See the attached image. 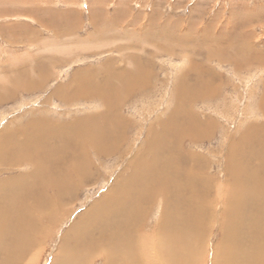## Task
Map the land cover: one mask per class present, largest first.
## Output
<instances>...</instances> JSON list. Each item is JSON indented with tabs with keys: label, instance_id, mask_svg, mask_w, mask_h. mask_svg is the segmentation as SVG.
<instances>
[{
	"label": "rangeland",
	"instance_id": "rangeland-1",
	"mask_svg": "<svg viewBox=\"0 0 264 264\" xmlns=\"http://www.w3.org/2000/svg\"><path fill=\"white\" fill-rule=\"evenodd\" d=\"M263 59L264 0H0V143L10 132L19 137L20 128H27L31 120L39 121L35 120L38 117L49 120L54 117L71 125L74 118L102 112L105 105L97 98L92 99V103L90 98L94 97H73L68 101L67 95L73 91L74 78L79 74H96L100 82L98 76L103 78L117 70L120 73L138 69L135 77L141 79L137 80L139 85L132 81L129 89L123 87L125 91L120 93H126L119 95L117 110H112L120 116L117 119L123 130L120 142L108 153L89 149L88 166L92 172L88 171L89 176L82 181L77 179L76 173H70L76 183L72 186V195L61 202L65 205V215L64 212L59 214L61 216L50 233L30 235L34 240L32 250L26 251L30 252L29 257L26 252L23 254L21 264H53L63 254L61 244L67 230L116 186L117 179L132 174L131 169L128 170L131 161L136 162L137 156L150 160L147 142L152 141L156 146L158 136L163 141L175 140L176 133L169 134L165 127L171 125L170 118H176L178 114L181 118L177 124L182 118L191 126L194 122L197 124L193 134L198 142H190V131L184 133L182 148L193 153V160L188 163L179 149L173 161L183 171L187 170L188 164L189 167L192 162L196 163L193 172L203 184L185 188L197 195L198 206L202 201L204 206L198 209L206 210L210 215L206 219L201 216L205 215L202 212L198 219V210H190L188 196L182 189L172 190L169 186L162 189L168 191L167 203L163 191L155 201L147 203L148 209L143 207L146 213L144 230L153 233L158 218L162 219L163 210H170L171 215L185 226L198 219L196 229L194 225L187 227L193 234L188 235L197 242L193 246L189 240L192 251L197 253L194 264H223L217 252L223 239L220 212L225 200L226 161L233 159L236 164L237 159L244 157L254 159V166L263 167L264 181ZM123 80L113 78L107 83L115 90V87L129 83ZM176 86L182 87V91L174 89ZM57 89L61 90L60 94ZM179 111H187V115L182 117L183 113ZM81 128L75 127L73 131L84 134ZM257 136L259 145L252 146V138ZM3 147L0 144V149ZM1 152L0 179L33 171L30 166L6 168L10 165L7 164L9 154ZM58 153L62 154L45 158V165L49 160L55 163L54 157L63 156V152ZM37 156L35 154L33 158L38 160L40 157ZM162 167L163 171L157 168L144 175L142 182L158 190L165 178L162 173L168 168ZM202 187L206 188L207 197L202 194ZM48 192L49 196L55 195L53 188ZM170 194L175 195V208L171 206L173 197ZM257 197L255 199L262 205L264 227V188ZM204 221H209V226L202 224ZM261 229L260 226L258 231ZM247 234L248 231L244 236ZM4 237L0 264L6 261L2 247L6 244L7 248L9 243L7 235ZM183 249L187 250V245ZM16 250L20 252L21 247L16 246ZM104 260L103 256H97L88 264H103ZM13 261L14 264L20 262L17 258ZM114 264L123 263L115 260Z\"/></svg>",
	"mask_w": 264,
	"mask_h": 264
},
{
	"label": "bare ground",
	"instance_id": "bare-ground-1",
	"mask_svg": "<svg viewBox=\"0 0 264 264\" xmlns=\"http://www.w3.org/2000/svg\"><path fill=\"white\" fill-rule=\"evenodd\" d=\"M257 60L262 61L261 59ZM139 71L138 69L136 72L122 70L120 74L117 70L115 73H108L107 77L103 76V78H100L98 76V78L101 79L100 82L96 74L91 76L79 74L80 76L74 78V88L73 91L67 95V99H73V97L81 98L80 96H83V98L94 97L90 98L91 100L96 98L100 99L105 105L102 112L92 113L88 116L84 115L82 118H74V122L71 125L69 122L64 123L61 119L57 121V119L54 117L50 118L48 115L47 117H49L50 120L46 117L44 118L48 120L41 117L40 119L39 117L35 118V120H39L35 122L28 120V127L20 128L19 130V135L21 137H17L14 132L7 133L5 131L7 134L6 136L4 135V140L0 143L4 146L3 152L9 154L7 156V161H9L7 164L10 165H6L5 167L8 169H15L21 166L23 168L30 166L33 169L31 173L6 178V180L10 181L0 179V247L2 246L3 238H6L4 235H7L9 238L7 248L5 244L3 245L5 247H2L4 251H1V253L5 255V264H14L15 262L13 260H15V258L20 261L22 257H24L23 254H25L28 249H31L30 247L33 245L32 243L34 240H32L30 235L37 233L46 235V233L51 232V229L61 216L59 214L64 212L65 205H62V200L72 195V186L76 183V181L75 183L73 182L70 177L72 174L70 175V173H76L75 176L77 179L79 178L78 180L82 181V179L87 178L89 173L92 172L89 170L90 165L88 166L90 158L88 157L89 149L99 153H108L112 147H115V145L120 142L119 140H121V135L123 133L117 121L120 116L119 114L115 115L112 113V110H117L116 108L118 106L116 102L121 99L119 95L126 93H120L121 91H125L123 87H128L129 89V86H132L130 85L132 81V84L136 83L139 85L137 80L141 81V79L135 77L138 76L137 73ZM113 78H123V81L129 83L126 82L127 85H121L119 83L121 86L118 88L115 87L114 90L112 88L113 85L107 83L109 79ZM27 87L28 86H26V89ZM207 88L205 90H207ZM211 88L212 87L209 89ZM174 89L181 90L182 87L176 86ZM60 93L61 90H58V94ZM64 101L66 102L67 100L65 99ZM67 103L69 104V102ZM92 103H94L93 100ZM262 106H264V97ZM179 113L182 114L183 112L179 111ZM178 115L176 118H170L171 125L165 127V129H169V134L176 133V135H174L175 140L171 141L168 139L163 141V139L158 136V139L155 140L156 146L154 142L151 143L152 141L147 142L150 146V160L142 159L141 156L135 157L137 161H131L132 166L128 168V170L131 169L130 173L132 174L117 179L119 182L117 183L115 181L117 183L115 184L116 186L111 188L110 191L108 190L109 192H106L99 201H96L82 217H78V222L67 230V234L62 238L64 242L62 244L60 243L64 255H60L53 264H88L89 260L97 256L100 258L103 256V258H105L103 261L105 264H109L110 262L114 264L115 260H120L123 264H194L197 253L195 254V252L192 251L193 247L189 240L193 242V246H195L197 242L194 237H190L193 234L189 229L187 230V227L189 228L191 225H194L193 227L196 229V224H198L197 221L200 218L199 214L203 212L198 208L203 204L201 203L202 201H199L201 205L198 206L197 195L186 189L191 185L198 186V184L203 183L194 175L193 170L195 166L193 165L196 163L192 162V166L189 167L188 164L187 170L183 171L180 170L173 159L177 158L178 155H176V152L180 149L183 155L187 157L188 163L193 160V153L183 150V140H181V136L187 131H190V142H198L196 141L198 140L197 137L193 134V132L195 133L196 131L197 124L194 122V125L191 126L188 121H185V118H182V120L179 121L180 123L177 124V121L181 118V116L178 118ZM182 115V117L187 115V111ZM80 121L81 125H79ZM185 122L187 125H183ZM100 123H103V126ZM78 126L82 127L81 130L84 134L73 131L74 128ZM16 132L18 133V130ZM106 134L111 136H107ZM252 140V146L258 147V136L254 139L252 138ZM259 147L262 146L260 145ZM3 148L0 150H3ZM58 152H63V156L65 157H54L55 163L49 160L46 166L45 158L53 154H55V156L62 154ZM70 152L71 156L69 157ZM35 154L39 155L37 156V158L40 157L38 160L33 158ZM1 156L2 155H0V157ZM255 157H257V155H255ZM28 158L32 160V163L29 162ZM67 158H69L68 161H66ZM228 160L229 161H226L227 168L225 173L226 188L223 193L225 200L222 203V211L220 212V224L223 226L221 238L223 239L217 253H219L221 260L224 261L223 264H264L263 211L262 205L255 199L259 196V193H262L264 188L261 172V170L263 171V167L260 168L258 165L254 166V159L251 160L246 157L241 160L237 159L238 161H236V164H234L233 159L230 160L228 158ZM4 161L6 162V159ZM131 163H129V165ZM162 165L168 168L162 173V176L165 178L163 182H160V184L163 185H161L158 190L148 185L146 182H142L144 175L150 174L152 170L155 172L157 168H161V171H163ZM190 167L192 169H190ZM181 172H183L182 175H179ZM17 182L19 183L15 186ZM169 186H172V190L182 189L186 197L188 196L187 205L190 210H198V219L194 224H186L185 226L183 222H179L171 215L170 210H163L162 219L158 218L153 228V233H146L144 230L146 213L143 211V207L147 208V203L153 200L155 201L159 193H164L163 191L166 192V195H163V197H165L164 200L167 203L168 191L162 189ZM50 188L55 190V195L49 196L48 191ZM19 189L21 191H19ZM205 189L202 187V194H208ZM19 193H22V196H18ZM206 194L205 196L207 197ZM170 196L173 197L175 195L170 194ZM202 196L203 195H201V197ZM163 197H161V199H163ZM203 202L205 201L203 200ZM158 203L160 202L158 201ZM8 204H10L11 207H9ZM144 204H147V206H144ZM171 206L175 208L174 197L172 198ZM203 213H205V215L201 216L206 217V219L210 215L206 210ZM64 215L65 212L63 213V216ZM203 223L209 226V221H204L202 224ZM260 226L262 229L258 231ZM194 228L191 227L190 229ZM246 231H248V234L244 236ZM188 233L191 235L189 236ZM24 238H26V240H23ZM160 240L162 241L161 245H159ZM184 245H187V250L183 249ZM16 246L19 248L21 247L20 252H18V248V251L16 250ZM231 248L234 250H230ZM15 250L17 252H15ZM29 253H27L28 257ZM9 255L10 259L8 258ZM192 259H194V261ZM19 264H21V261Z\"/></svg>",
	"mask_w": 264,
	"mask_h": 264
}]
</instances>
